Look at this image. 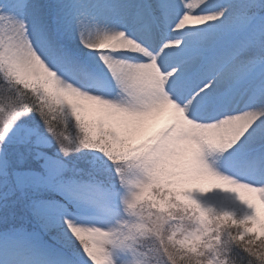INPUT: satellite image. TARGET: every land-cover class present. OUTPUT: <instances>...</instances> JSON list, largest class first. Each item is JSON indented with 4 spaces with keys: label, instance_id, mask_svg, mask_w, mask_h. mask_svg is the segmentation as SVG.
I'll return each mask as SVG.
<instances>
[{
    "label": "snow or ice",
    "instance_id": "snow-or-ice-1",
    "mask_svg": "<svg viewBox=\"0 0 264 264\" xmlns=\"http://www.w3.org/2000/svg\"><path fill=\"white\" fill-rule=\"evenodd\" d=\"M9 181L80 264H264V0L0 2ZM217 189L250 213L194 196Z\"/></svg>",
    "mask_w": 264,
    "mask_h": 264
},
{
    "label": "rangeland",
    "instance_id": "rangeland-1",
    "mask_svg": "<svg viewBox=\"0 0 264 264\" xmlns=\"http://www.w3.org/2000/svg\"><path fill=\"white\" fill-rule=\"evenodd\" d=\"M3 2V0H0ZM6 2V0H5ZM45 0H41L44 3ZM9 154H15L21 146L10 139L6 146ZM58 146L53 145L44 149L50 154L57 151ZM65 159L70 168H82L87 171L90 165L83 158L72 155L70 157H61ZM194 196L206 207H212L217 212L232 211L238 218H242L250 209L241 202L238 194L215 190L212 193L201 194L194 193ZM47 198H52V194H46ZM36 194L31 189H19L13 186V183H0V234L14 235L15 241L20 242L22 246L21 253L25 258L36 259L44 258L53 260L56 264H80V257L76 246L69 245L62 232V225L53 223L46 209L37 211L33 201ZM98 213L94 210L85 209L83 213L78 212L77 216L81 219H89L91 222ZM13 237V236H12ZM124 253H117V264L123 258ZM57 257V258H56ZM237 257L244 259L242 253H237ZM58 258L60 261H58Z\"/></svg>",
    "mask_w": 264,
    "mask_h": 264
},
{
    "label": "bare ground",
    "instance_id": "bare-ground-1",
    "mask_svg": "<svg viewBox=\"0 0 264 264\" xmlns=\"http://www.w3.org/2000/svg\"><path fill=\"white\" fill-rule=\"evenodd\" d=\"M35 3L42 4L41 0H35ZM19 246L15 241H0V264H27L28 258L17 251Z\"/></svg>",
    "mask_w": 264,
    "mask_h": 264
}]
</instances>
